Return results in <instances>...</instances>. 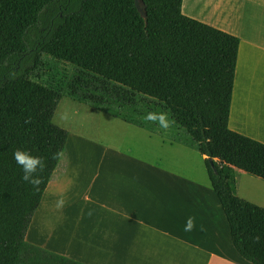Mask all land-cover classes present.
<instances>
[{
	"label": "trees",
	"instance_id": "16d2710c",
	"mask_svg": "<svg viewBox=\"0 0 264 264\" xmlns=\"http://www.w3.org/2000/svg\"><path fill=\"white\" fill-rule=\"evenodd\" d=\"M181 3L143 0L142 15L134 0H0V264H84L25 239L65 149L68 130L53 121L63 96L205 155L233 246L264 264V206L235 192V169L264 180V142L228 126L239 37ZM16 149L44 159L38 191Z\"/></svg>",
	"mask_w": 264,
	"mask_h": 264
},
{
	"label": "crops",
	"instance_id": "0c3cea01",
	"mask_svg": "<svg viewBox=\"0 0 264 264\" xmlns=\"http://www.w3.org/2000/svg\"><path fill=\"white\" fill-rule=\"evenodd\" d=\"M181 10L239 37L228 126L264 142V0H182ZM102 113L78 119L94 133L66 128L68 159L25 239L84 264H251L232 244L205 155ZM246 174L235 169L236 194L264 206L257 188L242 185Z\"/></svg>",
	"mask_w": 264,
	"mask_h": 264
},
{
	"label": "clouds",
	"instance_id": "9594fccd",
	"mask_svg": "<svg viewBox=\"0 0 264 264\" xmlns=\"http://www.w3.org/2000/svg\"><path fill=\"white\" fill-rule=\"evenodd\" d=\"M146 120L155 123L158 125L159 128L167 130L170 126L172 121H170L169 116L167 113L160 112L154 113L150 112L145 117ZM28 121H26L27 123ZM54 159L63 158L65 160L68 159L66 153L58 152L54 154ZM13 159L16 164L22 170V180L32 186L34 191H38L40 185L43 183L42 176L40 175L44 168L46 167L45 161L40 156H34L30 154L28 151L16 149L13 152ZM65 205V200L63 197L59 198L56 202L57 209H62ZM195 227V222L192 217H189L186 221L184 231L190 232ZM259 237H255L254 241L259 242Z\"/></svg>",
	"mask_w": 264,
	"mask_h": 264
},
{
	"label": "rangeland",
	"instance_id": "374dc122",
	"mask_svg": "<svg viewBox=\"0 0 264 264\" xmlns=\"http://www.w3.org/2000/svg\"><path fill=\"white\" fill-rule=\"evenodd\" d=\"M90 111H94V112L91 113ZM85 114L90 115L87 117L88 121L90 122H91V118L104 115L102 112H99L94 108H91L82 103H78L70 99L67 96H63L56 107V110L53 115V121L57 125L67 128L68 130L94 133V130L90 126L83 123L84 119L78 120L79 117H83ZM106 116L109 118L111 117L108 115ZM114 119H115L113 120L114 122L118 121V122L123 123L121 120L117 118H114ZM77 122L82 125L78 126ZM99 124L102 127V124L101 123ZM98 131H99V128L97 132ZM245 176L248 177V182L246 184V181H242V185H246L247 188L249 187L247 185L257 188V193L260 194L262 197H264V180L260 179L259 177L250 175V174H246ZM254 198H257V197H254ZM261 202L264 203V200L262 199ZM40 211L41 209L39 210V212ZM35 236H40V232L36 231Z\"/></svg>",
	"mask_w": 264,
	"mask_h": 264
},
{
	"label": "water",
	"instance_id": "95a60500",
	"mask_svg": "<svg viewBox=\"0 0 264 264\" xmlns=\"http://www.w3.org/2000/svg\"><path fill=\"white\" fill-rule=\"evenodd\" d=\"M135 6L138 9V11L142 14L145 15V12L143 10V0H134ZM208 163L209 166L211 167L213 173L218 177V171L215 165V161L212 157H208Z\"/></svg>",
	"mask_w": 264,
	"mask_h": 264
}]
</instances>
